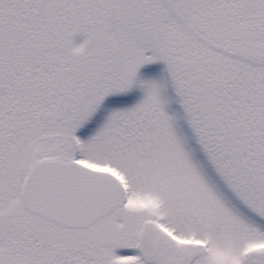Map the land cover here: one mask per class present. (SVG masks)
<instances>
[{"label": "snow or ice", "instance_id": "obj_1", "mask_svg": "<svg viewBox=\"0 0 264 264\" xmlns=\"http://www.w3.org/2000/svg\"><path fill=\"white\" fill-rule=\"evenodd\" d=\"M0 264H264V0H0Z\"/></svg>", "mask_w": 264, "mask_h": 264}]
</instances>
